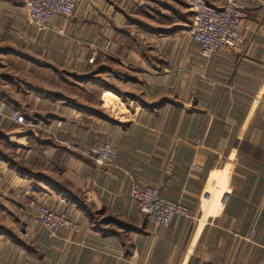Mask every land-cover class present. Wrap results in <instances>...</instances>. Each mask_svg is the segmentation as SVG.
Instances as JSON below:
<instances>
[{
    "label": "crops",
    "instance_id": "obj_1",
    "mask_svg": "<svg viewBox=\"0 0 264 264\" xmlns=\"http://www.w3.org/2000/svg\"><path fill=\"white\" fill-rule=\"evenodd\" d=\"M190 1L81 0L39 31L0 0V71L32 73H0V264H264V0H241L246 49L208 60ZM96 142L117 149L103 171ZM134 185L192 219L148 223ZM40 206L79 232L49 240Z\"/></svg>",
    "mask_w": 264,
    "mask_h": 264
},
{
    "label": "built area",
    "instance_id": "obj_2",
    "mask_svg": "<svg viewBox=\"0 0 264 264\" xmlns=\"http://www.w3.org/2000/svg\"><path fill=\"white\" fill-rule=\"evenodd\" d=\"M81 0H23V8L28 22L37 30H48L53 18L69 21ZM193 22L190 39L200 46V55L208 60L224 51H244L246 38L242 24L248 19L249 11L241 0H225L222 6H212L205 0H191ZM95 56L88 59L93 65ZM12 121L18 125H26L23 114L15 112ZM98 171L114 165L117 149L109 143H94L87 152ZM132 202L145 220L158 228H169L176 219H192L190 211L177 203L165 200L159 191L150 186L134 185L131 190ZM35 221L47 232L49 240L56 239L60 231L78 233L80 228L64 214L51 211L46 206L37 209ZM35 229L27 225L23 229V239L31 243ZM203 264H215L205 262Z\"/></svg>",
    "mask_w": 264,
    "mask_h": 264
},
{
    "label": "rangeland",
    "instance_id": "obj_3",
    "mask_svg": "<svg viewBox=\"0 0 264 264\" xmlns=\"http://www.w3.org/2000/svg\"><path fill=\"white\" fill-rule=\"evenodd\" d=\"M44 55V54H43ZM41 55V57L43 56ZM40 57V58H41ZM6 67L4 69V71H0V73H10V74H14L13 76H15L17 79H20L21 77L19 76L20 74L23 75V76H27L25 75L26 73L28 74L29 73V76L32 75V73H30V70H26V69H19L18 67L16 66H12L10 65L9 63H6V62H2V68ZM93 67L91 68L92 70H94L96 68V61L95 63L92 65ZM90 69V70H91ZM16 74V75H15ZM18 75V76H17ZM68 90V89H67ZM70 91V90H68ZM68 91H64L65 94H68ZM71 92V91H70ZM26 127V126H25ZM32 126H30L31 128ZM1 178V177H0ZM4 180L3 179H0V194H3L4 193ZM23 232V231H22ZM23 234V233H22ZM24 240V239H23ZM29 244V242H26Z\"/></svg>",
    "mask_w": 264,
    "mask_h": 264
}]
</instances>
